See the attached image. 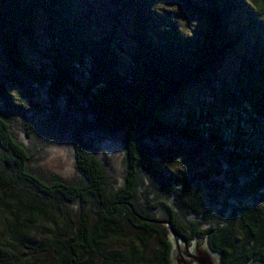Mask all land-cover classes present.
<instances>
[{"label": "trees", "instance_id": "obj_1", "mask_svg": "<svg viewBox=\"0 0 264 264\" xmlns=\"http://www.w3.org/2000/svg\"><path fill=\"white\" fill-rule=\"evenodd\" d=\"M129 1L135 15L126 48L116 27L104 41L93 38L92 12L78 14L74 0H0V233L26 249L0 255V264H48L29 254L50 250L60 254L58 264H171L168 225L189 245L206 239L219 264H264V31L248 56L243 49L257 23L244 0H180L208 25L197 38L160 21L149 0ZM255 5L264 15V0ZM40 13L48 22L44 50L35 24ZM22 40L48 61L49 75L32 70ZM231 55L240 62L232 74L234 102L248 105L255 121L240 118L232 149L216 141L208 150L198 127L169 120L168 112ZM79 67L87 70L83 86ZM29 79L49 82L45 128H56V138L69 137L78 183L46 182L30 170L32 157L9 118L17 106L7 90ZM68 87L75 93L71 113L59 106ZM211 110L218 118L224 114ZM36 131L23 123L27 139ZM118 132L125 177L113 189L96 137ZM152 141L166 146L152 148ZM180 156L202 168L173 170ZM73 206L76 222L68 213ZM43 226L48 245L35 246L34 232Z\"/></svg>", "mask_w": 264, "mask_h": 264}, {"label": "rangeland", "instance_id": "obj_2", "mask_svg": "<svg viewBox=\"0 0 264 264\" xmlns=\"http://www.w3.org/2000/svg\"><path fill=\"white\" fill-rule=\"evenodd\" d=\"M201 2L200 0H195ZM75 10L78 14L84 15L89 12L91 14L90 35L101 41H104L109 31L114 27L118 28L127 48L130 41V21L135 15L129 0H74ZM149 3L157 9L160 15V21L174 24L182 33L193 38H197L199 34L208 27L207 23L200 17L191 13L180 0H149ZM244 5L255 19L256 29L251 33L249 42L244 46V52L248 56L254 55L255 45L262 39L261 32L264 31V15L258 13L255 0H244ZM128 12L123 15L121 12ZM120 15L121 24L116 21V16ZM241 23L246 24L247 17L242 15ZM36 33L39 36L41 49L49 46L47 36L48 22L45 16L40 13L36 20ZM122 25V26H121ZM24 56L31 65L32 70L43 71L49 75L51 67L48 61L42 56L33 52L25 40H22ZM124 63H129V57L126 53H122ZM225 62L217 69L207 75L203 80L189 86L185 91L183 98L172 105L168 112L169 120H177L182 123L189 121L199 129V134L203 137L208 150H211L216 141L220 142L222 149H232L236 141L235 132L240 124V118L246 122L255 121L252 117L255 114L246 104L238 106L235 100H239L236 86L233 78V70L238 66L239 58L236 55L229 56ZM87 68V67H86ZM82 75L79 85H85L86 69L79 67ZM7 90L11 100L17 106V109L9 114V118L15 126L14 132L18 141L27 149L31 155L30 170L38 175L42 180L51 182L55 178H61L69 183H78L80 178L74 167L73 149L67 135L56 138L58 130L56 128L46 129L47 119L50 115L49 103V82L44 80H26L23 85H7ZM71 95H75L71 87L62 94L59 106L62 109L72 112L73 104L71 103ZM231 100L232 102H229ZM217 108L223 112L221 118H218L213 110ZM213 120L217 124H213ZM31 123L36 126L34 138L27 139L23 132V123ZM206 126V127H205ZM213 136H211V134ZM96 146L99 155L105 164L108 173L109 187L116 189L124 183L125 177V145L122 132L113 135L97 136ZM150 146L165 147V143L159 141L150 142ZM206 163V161L204 162ZM202 167L193 159L180 156L177 166L173 170H183L192 172L200 170ZM222 169H227L222 160ZM216 202L212 201V204ZM264 207V205H263ZM214 209H217L216 207ZM216 211V210H215ZM70 216L76 222L78 208L76 206L69 207ZM158 218L159 214L157 215ZM3 226L0 220V232ZM48 228H42L34 232V244L40 246L44 243V239H48ZM171 235V233H169ZM172 236V235H171ZM7 236L0 233V255H12L13 253H21L26 251L25 247H18L14 242L8 241ZM117 245V244H116ZM118 247L115 246L114 249ZM32 259L46 262L48 264H58L60 254L52 250L42 254H29ZM100 264V263H98Z\"/></svg>", "mask_w": 264, "mask_h": 264}, {"label": "water", "instance_id": "obj_3", "mask_svg": "<svg viewBox=\"0 0 264 264\" xmlns=\"http://www.w3.org/2000/svg\"><path fill=\"white\" fill-rule=\"evenodd\" d=\"M161 224H164L161 222ZM173 237L171 264H219L218 257L207 248L206 239L195 240L191 245L170 225ZM254 264V263H252Z\"/></svg>", "mask_w": 264, "mask_h": 264}]
</instances>
